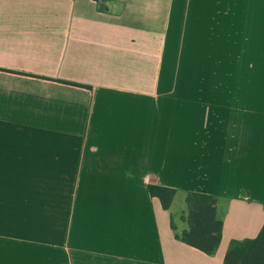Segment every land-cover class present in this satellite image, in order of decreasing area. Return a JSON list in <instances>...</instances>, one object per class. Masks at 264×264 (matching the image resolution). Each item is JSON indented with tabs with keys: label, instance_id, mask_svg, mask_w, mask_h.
Listing matches in <instances>:
<instances>
[{
	"label": "crops",
	"instance_id": "crops-1",
	"mask_svg": "<svg viewBox=\"0 0 264 264\" xmlns=\"http://www.w3.org/2000/svg\"><path fill=\"white\" fill-rule=\"evenodd\" d=\"M103 5L0 0V264H223L264 224V97L169 80V60L264 0ZM149 185L176 191L169 210ZM189 193L216 199L213 255L176 238Z\"/></svg>",
	"mask_w": 264,
	"mask_h": 264
},
{
	"label": "rangeland",
	"instance_id": "rangeland-1",
	"mask_svg": "<svg viewBox=\"0 0 264 264\" xmlns=\"http://www.w3.org/2000/svg\"><path fill=\"white\" fill-rule=\"evenodd\" d=\"M246 18L250 24L232 26L227 41L212 42L210 54L185 52V56L170 57L168 79L226 84L228 89L216 91L228 92L224 94L228 102L264 97V32H260L263 27L251 23L264 18ZM237 19L244 22L243 18Z\"/></svg>",
	"mask_w": 264,
	"mask_h": 264
},
{
	"label": "trees",
	"instance_id": "trees-1",
	"mask_svg": "<svg viewBox=\"0 0 264 264\" xmlns=\"http://www.w3.org/2000/svg\"><path fill=\"white\" fill-rule=\"evenodd\" d=\"M97 3V0H94ZM98 4V3H97ZM104 10L103 4H98ZM149 194L156 197L164 210H169L176 191L171 188L149 185ZM185 202L188 207L186 221L188 228L176 235L181 242L207 255H213L220 243L222 222L216 217V199L201 193H189ZM171 227L174 229L173 225ZM223 264H264V224L253 239L231 241Z\"/></svg>",
	"mask_w": 264,
	"mask_h": 264
},
{
	"label": "built area",
	"instance_id": "built-area-1",
	"mask_svg": "<svg viewBox=\"0 0 264 264\" xmlns=\"http://www.w3.org/2000/svg\"><path fill=\"white\" fill-rule=\"evenodd\" d=\"M109 0H97L98 4H106Z\"/></svg>",
	"mask_w": 264,
	"mask_h": 264
}]
</instances>
